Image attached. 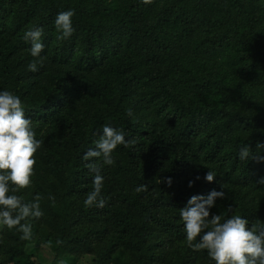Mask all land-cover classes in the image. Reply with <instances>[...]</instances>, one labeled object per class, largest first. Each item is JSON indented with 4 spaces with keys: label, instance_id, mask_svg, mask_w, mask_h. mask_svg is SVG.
I'll list each match as a JSON object with an SVG mask.
<instances>
[{
    "label": "trees",
    "instance_id": "1",
    "mask_svg": "<svg viewBox=\"0 0 264 264\" xmlns=\"http://www.w3.org/2000/svg\"><path fill=\"white\" fill-rule=\"evenodd\" d=\"M0 264H264V0H0Z\"/></svg>",
    "mask_w": 264,
    "mask_h": 264
}]
</instances>
